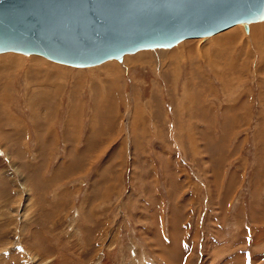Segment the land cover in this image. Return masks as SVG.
I'll use <instances>...</instances> for the list:
<instances>
[{"label":"rangeland","instance_id":"obj_1","mask_svg":"<svg viewBox=\"0 0 264 264\" xmlns=\"http://www.w3.org/2000/svg\"><path fill=\"white\" fill-rule=\"evenodd\" d=\"M260 23L179 57L0 53V264H264Z\"/></svg>","mask_w":264,"mask_h":264},{"label":"water","instance_id":"obj_2","mask_svg":"<svg viewBox=\"0 0 264 264\" xmlns=\"http://www.w3.org/2000/svg\"><path fill=\"white\" fill-rule=\"evenodd\" d=\"M264 19V0H0V51L86 67Z\"/></svg>","mask_w":264,"mask_h":264},{"label":"bare ground","instance_id":"obj_3","mask_svg":"<svg viewBox=\"0 0 264 264\" xmlns=\"http://www.w3.org/2000/svg\"><path fill=\"white\" fill-rule=\"evenodd\" d=\"M262 20V19H261ZM257 21H260V20H257ZM254 22H256V21H253V23ZM251 23V22H250ZM250 23H249V28H250ZM238 24H241V23H235V24H233V25H231V26H228L227 28H224V29H222V30H219V31H217V32H215V33H213L212 35H214V34H216V33H218V32H221V31H223V30H225L224 32H222L221 34H218L217 36H214V38H213V42L214 43H217L218 45H222L223 43L225 44H230V42L231 41H233L234 40V38H236L237 37V33H238V31H240L239 30V28H237V27H240V26H235V25H238ZM232 26H234V27H232ZM230 27H232V28H230ZM251 27H253V26H251ZM228 28H230V30H228L227 31V29ZM248 31H249V29H248ZM251 32V31H250ZM249 33V32H248ZM212 35H210V36H212ZM251 36H250V40H252L251 42H252V45L255 47V46H257V45H260L261 43H264V24L262 23H260V24H257L255 27H254V31H253V33H251L250 34ZM210 36H208V37H206V38H209ZM243 37V36H242ZM188 38H202V37H188ZM188 38H185V39H188ZM205 38V37H204ZM244 38V37H243ZM261 38V39H260ZM262 39H263V41H262ZM182 40H184V39H182ZM181 40V41H182ZM260 40L262 41L261 43H260ZM245 41V40H244ZM249 41V40H248ZM180 42V41H179ZM178 42V43H179ZM240 42V41H239ZM250 42V41H249ZM248 42V43H249ZM259 42V43H258ZM248 43H246V44H248ZM225 44V45H226ZM229 44H228V46H229ZM245 44V43H244ZM245 44V45H246ZM224 45V46H225ZM245 45H244V47H245ZM251 45V44H250ZM188 46V48L190 47V42H188L187 40H185V42H180V44L178 45V46H176L175 48H173L172 49V54L171 55H177L178 57L179 56H181L180 54H178V51H180L181 53H185V52H182V50L181 49H183L184 47L186 48ZM252 46V47H253ZM261 46V45H260ZM230 47H232V46H230ZM225 48V47H224ZM150 49V48H149ZM218 49V48H217ZM246 49V48H245ZM244 49V50H245ZM141 50V49H140ZM170 50V49H169ZM189 50V49H188ZM9 51H14V50H7V51H0V53H4V52H9ZM137 51H139V50H137ZM137 51H135V52H137ZM146 51V50H145ZM166 51V50H165ZM15 52H18V51H15ZM197 52V51H196ZM205 52V51H204ZM207 52V51H206ZM20 53H22V52H20ZM133 53V52H132ZM159 53V52H158ZM218 53V52H217ZM32 54H36V53H32ZM126 54H128V53H125L124 55H126ZM142 54H147V52H142L141 54H136V55H133V56H130L129 58H128V63H125V64H131V62L134 60V59H136L137 57H139V56H142ZM190 54V53H189ZM205 54V53H204ZM203 54V55H204ZM27 55H30V54H27ZM39 55V54H38ZM124 55H123V57H124ZM245 55V54H244ZM42 56V55H41ZM167 56V55H166ZM44 57V56H43ZM122 57V58H123ZM177 57V58H178ZM182 57H184V56H182ZM192 57V56H191ZM195 57V56H194ZM166 58V57H165ZM181 58V57H180ZM185 58V57H184ZM203 58V57H202ZM112 59H114V58H112ZM127 59V58H126ZM146 59V58H145ZM183 59V58H182ZM108 60H110V59H108ZM137 60V59H136ZM140 60V59H139ZM142 60V59H141ZM166 60V59H165ZM176 60V59H175ZM181 60V59H180ZM184 60V59H183ZM54 61V60H53ZM105 61H107V60H105ZM135 61V60H134ZM0 62H1V64L4 66V68H8V69H11V68H13V67H17L18 66V64H19V59L16 57H14V56H12V55H6V56H1L0 57ZM104 62V61H103ZM125 62H127V61H125ZM235 62V61H234ZM238 62V61H237ZM60 63V62H59ZM102 63V62H101ZM225 63V62H224ZM188 64H189V61H188ZM97 65V64H96ZM210 65V64H209ZM232 65V64H231ZM118 68H116L115 69V67H113V69H111V68H109V66L108 67H106V70H105V72H107V75L108 76H113V73H117L118 71L117 70H120V67L122 68V66H117ZM109 69H111V70H109ZM2 70H4L3 68H2ZM217 73V72H216ZM220 74V73H219ZM110 82V81H109ZM115 83V82H114ZM106 85V84H105ZM106 87V86H105ZM120 87V86H119ZM106 89V88H105ZM113 94H114V92H113Z\"/></svg>","mask_w":264,"mask_h":264},{"label":"crops","instance_id":"obj_4","mask_svg":"<svg viewBox=\"0 0 264 264\" xmlns=\"http://www.w3.org/2000/svg\"><path fill=\"white\" fill-rule=\"evenodd\" d=\"M245 255V252H242Z\"/></svg>","mask_w":264,"mask_h":264}]
</instances>
